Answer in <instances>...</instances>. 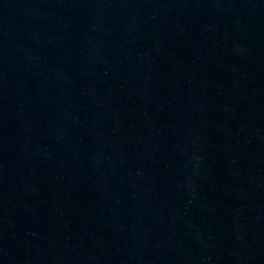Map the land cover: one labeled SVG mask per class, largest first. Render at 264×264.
Masks as SVG:
<instances>
[{
    "label": "water",
    "instance_id": "1",
    "mask_svg": "<svg viewBox=\"0 0 264 264\" xmlns=\"http://www.w3.org/2000/svg\"><path fill=\"white\" fill-rule=\"evenodd\" d=\"M0 264H264V0H0Z\"/></svg>",
    "mask_w": 264,
    "mask_h": 264
}]
</instances>
